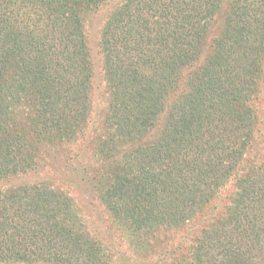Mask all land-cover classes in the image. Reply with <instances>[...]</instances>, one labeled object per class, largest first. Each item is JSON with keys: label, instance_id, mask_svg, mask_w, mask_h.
I'll return each mask as SVG.
<instances>
[{"label": "trees", "instance_id": "obj_1", "mask_svg": "<svg viewBox=\"0 0 264 264\" xmlns=\"http://www.w3.org/2000/svg\"><path fill=\"white\" fill-rule=\"evenodd\" d=\"M109 1L0 0V180L50 168L84 180L132 251L177 228L162 264H264V0L112 5L96 38L109 99L93 137L87 21ZM61 154L84 158L83 180ZM42 178L0 188V264L110 263L65 185Z\"/></svg>", "mask_w": 264, "mask_h": 264}, {"label": "rangeland", "instance_id": "obj_2", "mask_svg": "<svg viewBox=\"0 0 264 264\" xmlns=\"http://www.w3.org/2000/svg\"><path fill=\"white\" fill-rule=\"evenodd\" d=\"M121 0H111L103 6L96 9L91 16H88L87 21V33H88V41L91 45V55L94 63V78H93V90H92V109L89 114V118L87 121V129L91 132L93 137L97 136L98 133H103V117L107 110V101L109 94L105 89L104 81L102 79L101 72V62L100 57L96 48V38L98 35V31L100 28V24L103 22L108 9L118 3ZM102 21V22H101ZM218 19L213 23L212 30L213 32L217 29ZM213 35V34H212ZM209 36V38L212 37ZM209 42L206 43L203 55L208 53ZM259 128H262V125H258ZM264 139L259 141L262 146ZM259 144V146H260ZM83 147V146H82ZM49 147L46 145L45 149L47 150ZM63 149H65L63 147ZM68 149V148H66ZM84 149V147H83ZM81 151V150H80ZM63 153V152H62ZM74 149L71 152L73 156ZM92 151H88V149H84L81 151V154L86 157H91ZM63 156L62 159H56V163L64 164L66 169H73L79 178H82L84 173L81 171V161L84 159L81 155L78 158H68L65 154H61ZM255 157L264 163V151H261V154H255ZM83 167V166H82ZM88 167V166H86ZM59 172V171H58ZM55 174L54 168H50L48 170H44L41 173L31 174V175H21L18 177H10L4 178L0 180V188H5L15 183H33L35 181L41 180V177L47 178L49 181H52L54 184L58 185L59 180L65 185V191L72 198L75 208L81 218V220L87 225V228L91 231V235L94 236L102 245L105 247V251L110 253V263L108 264H162L161 260H156L159 256L174 257L175 254H169L165 252V249L174 247L177 245L178 239L180 238L179 230L173 228H159L151 233L148 237V247L150 245V249L148 247H138V251L131 249V244L128 241L131 237H128V233L124 231L114 220L110 214L106 211L104 206L100 203L97 198V192L92 190L88 184H85V181H78L68 183L64 182L61 179V176ZM85 172V171H84ZM42 178V179H43ZM56 178L55 180H51ZM233 190V183H228L225 188L221 189L218 199L216 200V204L219 209L224 207L226 203L227 197L231 194ZM217 210V209H216ZM183 233V232H182ZM145 241L146 239L143 238ZM189 242H183V247H188ZM160 259V258H158ZM156 260V261H155Z\"/></svg>", "mask_w": 264, "mask_h": 264}]
</instances>
